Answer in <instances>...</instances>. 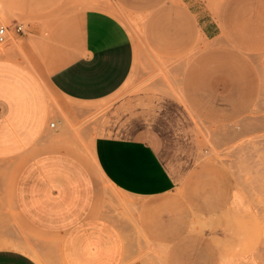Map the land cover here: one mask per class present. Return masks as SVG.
I'll return each mask as SVG.
<instances>
[{
    "label": "crops",
    "instance_id": "1",
    "mask_svg": "<svg viewBox=\"0 0 264 264\" xmlns=\"http://www.w3.org/2000/svg\"><path fill=\"white\" fill-rule=\"evenodd\" d=\"M36 1L29 2L28 18L37 12ZM112 1L144 10L154 3L140 13H149L168 42L151 49L164 60L188 58L181 97L187 106L152 91L120 96L133 69L137 42L133 27L130 36L107 13L117 14L111 1L95 4L107 12L91 8L57 18L38 55L34 43L42 32L40 25L30 24L31 38L14 44L21 45L26 57L0 58V161L18 163L10 190L12 210L29 234L57 242L63 264H120L124 215L146 238L176 240L172 227L163 228L164 212L173 209L163 199L179 200L181 185L170 165L168 137L185 129L192 113L213 126L237 123L252 110L258 91L251 58L264 53V0ZM43 9L42 18H49L51 7ZM16 17L12 14L15 26L8 32L26 39L15 30ZM196 77H207V91L221 100L223 112L211 115L193 108L213 104L200 100L207 93L202 78ZM49 92L67 110L77 109L69 101L96 111L107 107L92 134V159L40 144L54 106ZM214 172L215 179L222 177V171ZM194 174L191 167L182 185ZM115 194L128 213L124 206H114ZM206 202L209 209L212 201ZM5 236L14 241L18 237L12 232ZM38 263L20 249L0 248V264Z\"/></svg>",
    "mask_w": 264,
    "mask_h": 264
},
{
    "label": "rangeland",
    "instance_id": "2",
    "mask_svg": "<svg viewBox=\"0 0 264 264\" xmlns=\"http://www.w3.org/2000/svg\"><path fill=\"white\" fill-rule=\"evenodd\" d=\"M109 1L116 5L117 14L95 6L96 3L101 6ZM29 2L0 0V26L13 29L15 25H11V16H18L13 19L22 27L23 33L20 34L26 37L16 38L9 32L7 41L0 45V58L26 57L21 45L14 44H22L31 38L30 24L40 25L42 32L34 43L38 55L41 41L57 18L86 9H100L115 16L130 36V29H135L137 49L134 46L133 69L120 96L152 91L185 103L181 97L186 90L187 79L184 80V77L188 58L172 61L158 57L153 49L157 44L163 46L168 42L164 38L166 34L159 33L160 27L147 16L149 13H140L152 9L154 3L150 6L152 8L144 10L124 8L112 0H52L46 3L37 0L33 4L37 12L28 18ZM44 6L51 7L53 11L47 19L42 18ZM151 14L154 15V12ZM165 28L170 35L171 27ZM251 59L258 74L259 83L255 82L258 91L252 110L244 113L243 119L218 127L202 121L191 112L186 128L167 139L173 151L169 155L173 159L170 165L181 185L179 200L163 199L164 204L170 203L173 207L170 213L164 212L163 228L166 231L169 226L172 227L176 240L153 241L146 238L140 234L137 225L124 215L120 217L124 223V253L120 264H264V53ZM244 72L247 78L250 77L251 73ZM37 74L40 75V72L37 71ZM198 78H202L200 85L207 93L205 99L200 100L213 104H192L193 108L199 113L211 115L223 112L225 108L221 100L210 97L207 91V77H204L205 80L196 77L195 81ZM49 94L54 106L40 144H47L52 151H66L92 159V134L107 107L96 111L69 101L67 105L77 109L67 110L53 93ZM50 123H54L53 128L49 127ZM17 165L16 162L0 161V248L25 251L35 257L38 264H63L57 242L29 234L12 210L10 190ZM191 167L195 169L194 177L182 185V178ZM214 170L222 171L220 179H215ZM102 187L107 189L104 184ZM115 196L114 206L125 208L120 196ZM207 200L212 201L209 209L205 208ZM122 210L125 214L129 212L126 208ZM169 214L172 215L170 219ZM11 232L17 234L16 241L5 236ZM31 238L35 240L30 241Z\"/></svg>",
    "mask_w": 264,
    "mask_h": 264
},
{
    "label": "built area",
    "instance_id": "3",
    "mask_svg": "<svg viewBox=\"0 0 264 264\" xmlns=\"http://www.w3.org/2000/svg\"><path fill=\"white\" fill-rule=\"evenodd\" d=\"M16 32H23L21 25H17L15 27ZM8 27L6 26H0V45L5 43L7 41L8 38ZM54 123H50L49 127H53Z\"/></svg>",
    "mask_w": 264,
    "mask_h": 264
},
{
    "label": "bare ground",
    "instance_id": "4",
    "mask_svg": "<svg viewBox=\"0 0 264 264\" xmlns=\"http://www.w3.org/2000/svg\"><path fill=\"white\" fill-rule=\"evenodd\" d=\"M40 261V260H39Z\"/></svg>",
    "mask_w": 264,
    "mask_h": 264
}]
</instances>
